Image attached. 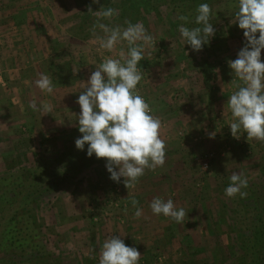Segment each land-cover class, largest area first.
Here are the masks:
<instances>
[{
  "label": "rangeland",
  "instance_id": "1",
  "mask_svg": "<svg viewBox=\"0 0 264 264\" xmlns=\"http://www.w3.org/2000/svg\"><path fill=\"white\" fill-rule=\"evenodd\" d=\"M89 7L95 10L92 0H0V175L9 165L21 167L38 155H55L81 134L74 115L80 110L56 101L65 93L62 99L76 102L80 81L102 59L91 24L87 30L80 27L79 16L92 18ZM235 11L234 5L226 20L218 21L216 33L200 51L183 46L179 24L167 14L140 13L114 21H142L155 39V48L139 64L144 78L137 87L162 120L165 161L145 169L134 189L125 187L123 177L119 182L109 178L106 158L51 176L55 189L40 200L37 215L57 264H98L100 247L113 234L137 248L139 264H219L223 259V247L235 236L219 216L222 206L235 208L233 197L224 193L230 175L242 172L247 188L264 198V141L248 139L246 133L233 138L227 126L226 102L233 90L228 61L244 45L243 30L233 22ZM42 72L53 79L52 94L35 85ZM34 100L59 109L55 113L62 125L42 124L49 114L33 111L29 105ZM209 154L205 168L202 160ZM155 196L183 207L184 222L153 215L149 203ZM132 197L143 209L140 218L133 216Z\"/></svg>",
  "mask_w": 264,
  "mask_h": 264
},
{
  "label": "clouds",
  "instance_id": "2",
  "mask_svg": "<svg viewBox=\"0 0 264 264\" xmlns=\"http://www.w3.org/2000/svg\"><path fill=\"white\" fill-rule=\"evenodd\" d=\"M99 0H92L98 3ZM234 23L243 30L244 45L234 60L228 61L232 70L233 90L227 99L226 111L230 113L227 126L233 138L246 133L248 139L264 141V0H236ZM94 16L89 31L102 59L86 81H80L76 103L80 112L74 114L78 131L75 147L86 155L106 158L109 178L134 189L145 169H155L165 161L166 141L161 138L162 120L153 112L150 103L140 94L138 84L144 78L139 64L148 50L155 48V39L142 21H114L119 9L101 5L98 10L88 8ZM214 14L211 5L199 3L195 9L194 27H188V17L177 15L184 21L178 27L184 45L200 51L215 34ZM120 46V47H118ZM107 52L109 55H105ZM150 54V53H149ZM41 91L52 94L55 89L50 74L42 72L35 80ZM33 111H52V105H38L32 101ZM216 132L209 133L214 138ZM224 189L227 197L247 196L248 178L242 172H233ZM134 218L143 215V209L132 197ZM153 215L183 223L186 211L177 207L174 200L155 196L149 203ZM121 235L107 237L99 250L98 264H139L141 254L135 247L127 246Z\"/></svg>",
  "mask_w": 264,
  "mask_h": 264
},
{
  "label": "trees",
  "instance_id": "3",
  "mask_svg": "<svg viewBox=\"0 0 264 264\" xmlns=\"http://www.w3.org/2000/svg\"><path fill=\"white\" fill-rule=\"evenodd\" d=\"M202 2L205 0H102L98 7L94 4V9L98 10L101 5L118 8V18L161 12L169 15L175 25L184 23L177 19L180 14L188 17L186 26L194 27L195 9ZM207 2L213 10L214 29L218 21L226 20L236 4V0ZM88 15L92 18L79 16L83 30L94 20L91 12ZM77 138H70L55 155H38L33 162L21 167L9 165L0 175V264L58 263L44 242L43 222L37 215L40 200L55 189L50 183L51 176L65 175L69 168L80 171L105 159L95 155L88 157L87 145L84 150H78L74 143ZM246 192L244 198L233 197L235 208L228 210L225 205L219 211L220 220H226L230 233H235L232 242L223 247L224 257L219 264H264V198L250 187Z\"/></svg>",
  "mask_w": 264,
  "mask_h": 264
},
{
  "label": "crops",
  "instance_id": "4",
  "mask_svg": "<svg viewBox=\"0 0 264 264\" xmlns=\"http://www.w3.org/2000/svg\"><path fill=\"white\" fill-rule=\"evenodd\" d=\"M65 95V93L64 94H60L58 97V100L56 101V102H59V101H66L65 102V105L67 106V107H71V109H73V110H75L76 112L78 111V110H80L79 109V105L73 100V99H70V100H68V99H62V97L61 96H64ZM59 103H61V102H59ZM56 105H58L57 103H56ZM57 107V106H56ZM57 110H59V109H53L50 113H47V115L49 114V116L48 117H46V119L45 118H43V120L41 119V122H42V124H46V122H47V124L49 123H57V124H55V125H62V124H60V121H61V116H59V114H56L55 112L57 111ZM59 112V111H58ZM45 117V116H44ZM62 123H63V121H62ZM63 127H66V125L65 124H63ZM62 127V128H63Z\"/></svg>",
  "mask_w": 264,
  "mask_h": 264
},
{
  "label": "built area",
  "instance_id": "5",
  "mask_svg": "<svg viewBox=\"0 0 264 264\" xmlns=\"http://www.w3.org/2000/svg\"><path fill=\"white\" fill-rule=\"evenodd\" d=\"M212 158V155L209 154V155H206L204 160H202V166H204L205 168L208 167V163L210 161V159Z\"/></svg>",
  "mask_w": 264,
  "mask_h": 264
}]
</instances>
